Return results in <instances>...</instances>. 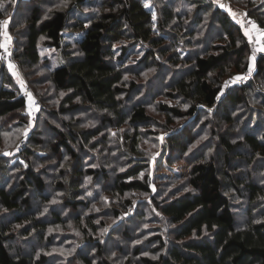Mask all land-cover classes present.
<instances>
[{"label": "trees", "instance_id": "16d2710c", "mask_svg": "<svg viewBox=\"0 0 264 264\" xmlns=\"http://www.w3.org/2000/svg\"><path fill=\"white\" fill-rule=\"evenodd\" d=\"M228 1L264 32V0ZM146 3H152V9ZM233 14L216 0H0V49L7 31L13 61L21 77L35 85L34 95L41 102L38 119L43 121L46 114L44 125L50 132L45 140L38 137L39 124L30 129L29 143L19 147L25 165L16 170L20 179L9 188L4 187L8 173L3 170L10 163L5 161V168L0 165V206L5 210L0 214V264H50L49 253L26 254L13 241H19L20 232L33 228L39 242L48 247L53 238L43 235L48 223L66 219L56 210L58 199L63 200L60 209L75 212L73 221L83 232L75 259L68 264H117L102 257L105 241L98 228L106 223L89 207L93 194L82 191L85 178L106 179L107 169L94 163L85 166L75 144L81 150L95 148L93 138L104 127L127 124L131 130L128 150L143 156L138 148L140 128L150 125L153 116L146 105L151 101L166 118L163 130L174 119L190 124L168 139L170 145L176 144L179 155L187 157L189 171L182 186L172 187L169 198L152 197L171 228L166 241L159 233L153 237L157 247L152 253L158 251L157 257L141 254L142 247H138L135 264H264V180L259 176L264 171V116L259 118L257 113L259 108L264 111V97L250 98L252 92L262 91L258 81L264 79V52L257 51L255 59H250V38ZM179 46L187 52L180 55ZM46 49L54 50L62 64L50 68V57L43 54ZM8 63L0 57V130L27 125L31 119L26 93ZM250 64L251 76L241 82H224L230 72L241 74ZM146 70L153 72L144 82L138 81ZM37 71L45 75L34 83L28 78ZM45 82L49 94L41 95L38 86ZM162 96L174 104L158 99ZM176 100L188 106L180 107ZM223 102L220 120L227 123L232 107H251L240 136L234 139L237 133L222 131L217 123L209 134L217 149L224 151L222 156L203 152L207 141L189 150L199 128L207 124L202 121L204 115H212ZM80 109L101 114L99 125H77L82 120L76 116ZM39 149H47L49 155H38ZM231 154L252 163L248 174L229 168ZM61 157L66 166L53 171L55 160ZM50 158L54 162L45 172L41 171L44 166L37 168ZM151 169L152 158L147 162L133 159L128 169L115 174L113 192L153 194ZM29 188L35 193L30 194ZM117 204L107 209L113 217L121 216L119 206L126 211L135 206L127 198ZM253 210L261 216L254 219ZM242 216L247 219L240 225Z\"/></svg>", "mask_w": 264, "mask_h": 264}, {"label": "rangeland", "instance_id": "374dc122", "mask_svg": "<svg viewBox=\"0 0 264 264\" xmlns=\"http://www.w3.org/2000/svg\"><path fill=\"white\" fill-rule=\"evenodd\" d=\"M216 1L220 6L224 5V7L222 8L226 9L227 11H231L232 13H235V15H233V18L241 23L242 27H244V33L247 31V36L249 38H255L258 44V49L260 47H264V35H261V32L263 31L260 29V27L255 21H250L249 18L244 15V11L240 10L239 8H235L233 4L230 3V1ZM240 1L241 4H243L242 2L244 0ZM241 4L240 6H243ZM258 6H260V4ZM149 7L152 9L153 4L150 3ZM152 11L153 16H155L156 13L154 12V10ZM22 12H25V9H22ZM253 23L256 25V28H253ZM9 37L10 36L6 31L4 33L3 44L11 43V39H8ZM178 52L180 53V55H183L187 52V49L179 46ZM43 54L50 57V68H54L62 64L61 59L58 57L54 50L46 49L44 50ZM7 65L8 68L9 65L14 66L11 69L9 68L10 72L17 76L16 79H18L20 85L21 82H23V87L22 85L21 87L23 88V93H26V104L28 106V109H30L29 112L31 115V119L27 125L18 124L13 127H8V130H0V161H3L0 162V165L1 167L4 166L5 168V161H7V165L10 163V169H2L5 173H8V178H6V182H4V187L9 188L10 184H12L13 182L16 183L20 179V177L16 175V170L21 169L25 165V159L22 157V155L19 154V147L22 145V143H25L26 145L27 143H29L27 134H29L30 129L33 128V126H37L39 124L37 127V129L39 128L38 130H40V132L38 133V137L40 139L44 138L45 140V136L49 135L50 132L49 130H47V124L44 125L45 120L47 119L46 114L41 117L43 121H39L38 119V108L40 107L41 102L40 99L34 95L33 90L35 85L29 84L25 78L21 77L20 73L18 72V68L16 67V64L13 61V57L12 61H10ZM152 72L153 71L150 70L141 72L142 77H140L141 79H139L138 81L144 82ZM238 72H230L229 75H232L228 78L237 77L238 75H240ZM44 75L45 74H43L41 71L32 72L29 75L28 79H33L32 81L34 82V80L42 78ZM258 82L261 87L260 90H262L263 93L262 91V94L252 92L250 96L251 99L253 95L257 100H261L260 98L263 99L264 97V79L260 77V81ZM47 83L48 82H45L44 84H39L38 87L42 90L38 91L41 92V95L49 94L47 92ZM28 94H31L32 100L34 101L32 107L29 102ZM159 98L163 99V101H168L169 103L174 104L173 101L164 96L158 97V99ZM47 102L49 101L47 100ZM175 102L180 105V107L185 108L188 106V102L181 103L178 100H176ZM224 104L225 103L223 102L219 106V108H214V112L212 113V115L208 113L211 117L208 116V114L204 115L205 117L202 118V121L203 119H205L207 124L204 122L201 128H199V130L197 131V135H195L194 143L190 145L189 150L194 148L197 149V147L201 145V141L202 144L207 141L209 142L207 144L208 146L202 148L204 150L203 152H205L207 155H210L211 153L216 154L217 152V155L222 156L224 154V151H222V149H217L215 139H213L211 137V134H209L212 126H216L217 123H220L223 126L221 128L222 131L227 130L228 133H237V136L233 137L234 139L240 136V131H242L245 127L244 125H246L245 115L248 114L247 117L250 116L252 109H250L251 107L248 106L245 110L244 105L232 107L230 109V112L227 114L228 117L230 116L231 122L227 123L228 121L225 122V120H220L224 115V112L222 110V106ZM156 107L157 105L155 101H151V103L146 105V108L150 111L149 113L153 117L150 121V125L148 128H140V131L143 134L141 136L142 138L139 140L138 148L140 149V153H143V156H138V154L133 155L134 153L128 150V142L129 139H131L129 134L131 130L126 128L128 126L127 124L120 126L117 125L104 127L103 132H101V134L96 138H93V142H95V148L87 146L86 148L84 147L83 150H81L75 144V151L79 153L80 158H83V163L85 164V166L94 163L97 166L105 167L107 169L108 178L106 179L93 178L90 180L89 178H85L83 182L87 184V188L84 187L83 183L82 191L86 192L87 194L91 193L89 194V196L93 194V196L88 198V201L90 202L89 207L92 210L94 209L97 212V215L99 214V216L104 217L106 227L98 228V234L103 233L102 241H105V249L102 257L108 261H111L112 263L115 262L117 264H135L136 257L134 256V250L138 247H142L141 254H148L151 256V258L157 257L158 251L152 253V250L157 247V242H155L156 240L153 237L157 233H159L161 235V238H163V241H166L167 230L171 228V224L157 211L151 199L152 197L156 198L157 200L169 198L170 195L173 194L172 191L174 189L172 187L174 185L182 186L186 181V177L189 171V161L187 160V157L185 156V154L179 155L176 150V144L173 143L172 145H170L168 139L169 136H172L171 134H179L181 130L183 131L184 127L189 126L190 124H185V122L182 123L183 120L180 119H174L172 124H168V126H170L171 128L168 127L169 129L163 130L166 118L162 114V112L158 111ZM257 113L259 118L260 116H264V111L261 108H259ZM76 116L82 117L81 122L77 123V125H82L83 127L87 128L98 126L101 119V114H98L96 110L92 109H80V111L77 112ZM207 118H209L208 121L206 120ZM69 119L70 117L67 119V121ZM64 120H66V118H64ZM232 121L234 122V124ZM177 124L179 125L176 126ZM180 128L181 130L179 131ZM250 128L252 129V127ZM103 135L105 140L101 141ZM240 150L244 151V149ZM103 153L105 156L101 158L100 156ZM38 155L47 156L49 155V151L47 149H39ZM231 157L232 158L230 160L231 162L229 168L235 167L236 172H242V175L245 176V173H247L248 168L252 166V163H246V161H244L245 159L239 158L237 154H231ZM150 158H152V169L150 173L151 178L155 184V191L153 194L129 191L124 192L120 195L113 192L112 186L114 184V176L117 172L128 169L131 166L133 159L136 161L147 162ZM42 161L43 162H39L37 164V168L44 166L41 170H44V172L47 168H49V163L54 162V160L52 159L49 162L47 160ZM55 164L56 170L52 169L53 171H57L58 169L64 168L66 166L64 165L63 157L56 159ZM147 171L148 170L146 169L142 174H140V178H142L144 173H147ZM250 175L253 176L252 174ZM259 176H261L262 180H264V171L261 172ZM44 177L48 176L44 174ZM46 182L48 184L49 178H47ZM32 190V188H29L28 192L32 194ZM33 193H35L34 190ZM126 198L130 199L131 201H133V203H135V206H132V209L134 207L132 212L129 211L130 208L126 211L124 208L119 206L121 216L113 217L107 209L113 206L115 207V205L118 206L117 203L119 202V200ZM62 201L58 199L57 202L54 203L57 206L56 210L61 212L62 217L66 219L61 221L60 223H48V226L46 227V230L43 233L44 237L49 238L51 235L53 237L50 240V244L48 247H44L42 245L43 242H39L37 236H35L36 233H34L33 228H28L29 230L27 229L26 231L20 232L18 237L19 241H13V245H19L21 250H25L24 252L26 254L35 252L37 255L40 251L49 253L50 264H58L59 262H56L58 260L61 261L60 264H68V262H70L71 260L74 261V252H76V248L78 249V247H80L79 241L83 232H81L80 228L76 227L73 221L72 216H75V212H73V210L71 211V209L68 210L67 208L60 209V206L63 204ZM243 205L245 206L244 202ZM4 212L5 210L0 206V214ZM256 212V210H253L254 219H257L261 216ZM246 219L247 217L245 216L240 217L239 224H244ZM19 225L20 224H18V226ZM62 236L63 239L61 243L60 239ZM67 241L70 242L67 243ZM14 246L13 248H15ZM91 251V254H93L94 251Z\"/></svg>", "mask_w": 264, "mask_h": 264}, {"label": "built area", "instance_id": "2783aa9c", "mask_svg": "<svg viewBox=\"0 0 264 264\" xmlns=\"http://www.w3.org/2000/svg\"><path fill=\"white\" fill-rule=\"evenodd\" d=\"M4 21H5V19H3L2 22H4ZM248 45H249V49L252 53H253L254 49H258V44H257L254 37L249 39ZM11 50H12V44L11 43L10 44H8V43L4 44L0 49V57L7 62L12 61ZM250 74H251V72H249V67H248L240 75L237 76V77H240V79L235 80V81L241 82V81L245 80L244 77L248 78L250 76ZM235 78H226L225 83L231 84ZM132 210H133L132 208L129 209L130 212H132Z\"/></svg>", "mask_w": 264, "mask_h": 264}, {"label": "snow or ice", "instance_id": "6c2138e0", "mask_svg": "<svg viewBox=\"0 0 264 264\" xmlns=\"http://www.w3.org/2000/svg\"><path fill=\"white\" fill-rule=\"evenodd\" d=\"M145 7H148V4L146 3L145 4ZM221 7H224V5H221ZM233 15H235V14H233ZM7 23H8V21L7 20H5L4 22H3V24L4 25H7ZM253 28H256V25L253 23ZM245 35H248V32L246 31L245 32ZM261 35H264V32H261ZM9 40H10V37L8 38ZM43 39V38H42ZM257 51H261V52H264V47H260L259 49H254L253 50V53H252V56L250 57V59L251 60H254L255 59V55H256V52ZM14 66L13 65H9V68L11 69V68H13ZM252 71V64H250L249 65V72H251ZM245 79L247 78V77H244ZM238 79H240V77H236L234 80H233V82H235V80H238ZM21 85H22V87H23V82H21ZM29 95V102H30V104H34V101L32 100V97H31V94H28ZM154 259H155V257H153Z\"/></svg>", "mask_w": 264, "mask_h": 264}]
</instances>
